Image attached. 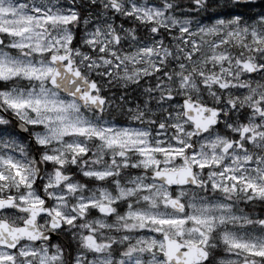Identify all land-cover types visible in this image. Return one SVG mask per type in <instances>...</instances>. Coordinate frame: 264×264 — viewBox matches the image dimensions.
Segmentation results:
<instances>
[{
    "label": "snow or ice",
    "instance_id": "6c2138e0",
    "mask_svg": "<svg viewBox=\"0 0 264 264\" xmlns=\"http://www.w3.org/2000/svg\"><path fill=\"white\" fill-rule=\"evenodd\" d=\"M0 264H264V0H0Z\"/></svg>",
    "mask_w": 264,
    "mask_h": 264
}]
</instances>
